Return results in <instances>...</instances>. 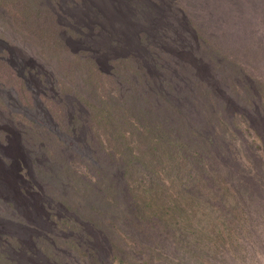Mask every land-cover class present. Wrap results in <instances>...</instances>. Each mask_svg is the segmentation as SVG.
<instances>
[{
  "label": "rangeland",
  "instance_id": "1",
  "mask_svg": "<svg viewBox=\"0 0 264 264\" xmlns=\"http://www.w3.org/2000/svg\"><path fill=\"white\" fill-rule=\"evenodd\" d=\"M0 39L88 114L77 162L45 173L80 264H264V0H0ZM1 66L0 112L27 106Z\"/></svg>",
  "mask_w": 264,
  "mask_h": 264
},
{
  "label": "bare ground",
  "instance_id": "2",
  "mask_svg": "<svg viewBox=\"0 0 264 264\" xmlns=\"http://www.w3.org/2000/svg\"><path fill=\"white\" fill-rule=\"evenodd\" d=\"M65 37L66 40L62 39L63 45L74 53L76 50L71 47L74 39L67 33ZM17 44L0 39V69L3 68L1 65L11 69L16 80L24 84L30 95L27 106L24 107L18 99L9 113L0 112V264H80L78 259L83 248L79 245L78 250L74 251L63 247V240L69 236V240H75L77 232L70 230V235H67L65 228H61L62 223L70 226L68 221L78 217L69 207L52 206L55 202L50 197L52 203L44 205V196L51 183L45 182V173L50 170L52 176H56L64 168L65 148L72 150V156L66 163L70 166L77 162L80 134L89 122L88 114H82L81 118L77 95L71 91L72 95L67 91L65 95L58 78L47 69L45 63H39L41 59L35 60L25 50L17 48ZM112 61L107 60V63ZM1 88L0 102L4 98ZM77 165L74 172L78 170ZM36 218L40 224L49 226L50 230L46 232L50 236L44 237L39 232H33L34 235L28 232L29 236L20 235L23 229L28 230L30 221ZM19 230L21 232L17 234ZM45 239L52 245V251H46Z\"/></svg>",
  "mask_w": 264,
  "mask_h": 264
}]
</instances>
